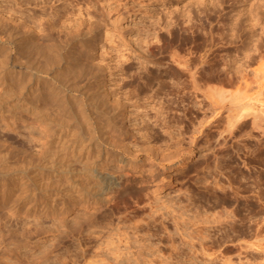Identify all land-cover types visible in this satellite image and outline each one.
<instances>
[{"label": "rangeland", "instance_id": "374dc122", "mask_svg": "<svg viewBox=\"0 0 264 264\" xmlns=\"http://www.w3.org/2000/svg\"><path fill=\"white\" fill-rule=\"evenodd\" d=\"M213 1L214 7L207 1L210 10L206 15L195 10L196 0H0L3 26L13 22L27 29V20H34L39 23L36 28L57 40L76 27L85 31L93 26L90 66L65 73L78 77L75 81L88 92V97L81 96L87 104L83 103L85 117L82 109L75 110L77 117L74 109L63 116L70 119L67 127L82 133L86 117L93 124H114L112 137L121 146L116 150L125 158V162H110L102 168L120 184L116 192L106 194L105 201L78 204L60 216L16 213L0 206V264H264V137L248 134V127L229 134L225 106L223 118L211 122L207 121L209 109L205 114L189 112L191 102L181 100L182 92L172 83L176 77L167 54L177 44L164 35L168 21H181L190 10L203 36L221 30L233 34L231 21L243 13L242 24L247 28L248 7L261 14L249 5L264 0ZM9 14L11 19H7ZM51 17L66 21L60 25ZM30 21L33 29L35 24ZM262 26L250 28H256L252 41L264 35ZM232 34L234 41L218 43L217 50L225 90L235 89L236 82L226 80L224 61L234 57L230 68L236 70L243 53L240 39ZM192 45L187 42L183 47L193 50ZM259 68L256 60L238 67L244 73L241 80L249 82ZM159 79L172 83L167 92H154ZM204 79V85H209L208 77ZM88 101L98 103L97 109ZM48 109H44L47 116L55 115L56 111ZM29 132L40 134L32 125L0 121V172L15 163L20 167L8 175L16 189L12 193L32 182L28 168L14 161V155L20 156L18 150L26 149L25 155L38 148ZM8 151L12 153L9 160L5 157ZM142 184L141 191L127 189H140ZM122 188L126 201L118 198Z\"/></svg>", "mask_w": 264, "mask_h": 264}, {"label": "bare ground", "instance_id": "6f19581e", "mask_svg": "<svg viewBox=\"0 0 264 264\" xmlns=\"http://www.w3.org/2000/svg\"><path fill=\"white\" fill-rule=\"evenodd\" d=\"M207 1L213 4L212 7L215 6L213 0ZM207 1L196 0L197 7H195V10H199V13L209 14L207 11L210 8ZM255 2L258 3V0ZM251 5L256 6V10L260 9L258 11L261 16L256 15L257 13H254L252 7L246 8L245 22L247 23L245 24L248 25V29L242 24L243 13L242 17L238 14L240 16V18L236 17L238 19L234 17V20L232 17L233 22L229 20L232 23L229 29L235 31L231 34L240 39L241 46L239 50L243 51L239 58L241 63L237 65L236 70L230 68L235 61L234 57L226 58L224 61V65L228 66L225 73L227 74L226 80L230 84L236 82V88L233 90L223 89L219 77L221 71L219 69L220 60L217 58V50L220 47L218 43H232L234 39L230 38L231 34L221 30L217 35L203 36L198 31L195 22L192 21L193 15L191 16L189 13L191 11L184 10L183 15L185 18L181 21H175V19L168 21L169 26H165L164 35L172 40L174 45L177 44L168 51L167 56L169 63L174 66L172 72L176 79L172 83L176 85L177 91L182 92L180 95L181 100L188 99L191 102V106L188 108L189 112L194 109L195 112L205 114L206 109H209L211 114L207 121L211 122L217 118L219 120L223 118L221 111L225 106L228 111L225 115V127L229 134L240 130L242 127H248V134H254L255 137H264V35L262 37L258 35V38L254 39L256 41H252L256 28H253L254 30L250 29L253 26L258 27L262 24V28H264V1L258 4L255 3V5L252 3L249 6ZM7 7L9 8V6ZM7 7L6 9H8ZM9 18H12L11 14L7 15V19ZM13 19L15 20V15ZM59 20L60 23L56 19L53 21L58 22L60 25L66 21L63 18L62 20L59 18ZM27 21L28 25L25 24L27 29H22L20 28L22 27L21 24H18L20 25L18 26L13 22V25L6 22L10 26L6 27L8 24L4 22L3 26V22L0 21V24H2L0 26V121H8V123L15 126L27 124L38 128L40 133L38 136H33L34 134L29 132L34 141L37 140L38 148L36 147L35 153L32 151V153H28L30 150L26 152L28 155H24L26 149H20L21 151L18 150L20 156L14 155V157H17L14 161L19 160L22 162V164L20 162V165L25 166L26 169L28 168L27 176L32 179L30 180L32 181L30 187H20L15 193H12L15 187H13L14 185L8 175L11 173L10 170L13 172L14 169L19 168L20 170L19 164L14 162L15 166L8 165L3 170L1 169L0 206L16 213L22 212L34 215L48 213L51 215L53 213L60 216L75 205L105 201L106 194L118 190L116 189L120 185L118 178L103 172L102 168L110 162H125V158L121 153L122 151L118 152L120 150H116L118 146H121L112 137L116 132L114 124H93L89 120L90 118L86 117L83 121L86 127L84 126L85 129L82 133L67 127L70 119L63 116L68 109H74L73 111L78 109V112L82 109L81 114L86 113L83 107L87 104L82 102V95L85 94L84 97H88V92H85L84 84L81 85L78 82L79 80L75 81L79 79L78 77L69 74L68 77L65 73L74 70L81 72L83 67L90 66V49H92L91 47L94 46L95 42L93 26L88 25L89 27L85 31H81L79 27H76L72 31L69 30V34H64L63 39L57 40L49 33L43 32L40 27V29L36 28L39 23L35 24L34 20L32 22L29 19ZM29 21L32 22V25L35 24L33 29H31L32 26H30ZM37 21L35 20V22ZM229 21L227 22L229 23ZM227 22L224 24L227 25ZM170 24L173 26L170 27ZM65 25H68V23ZM37 29L40 31L39 33H36ZM187 42L194 44L192 45L193 50L186 51L184 49L183 45ZM181 50L184 52H181ZM161 52L162 50H158V53ZM255 60L260 62V68L254 70L255 72L252 75L254 78H250L252 80H249V82L245 79L242 81L244 73L239 72L238 67ZM205 77L210 80V84L207 86L204 85ZM158 82L155 93L161 90L167 92L166 89L172 86V83L170 85L164 84L162 79H159ZM94 95L93 98L96 99ZM70 97H73L71 104L68 100ZM74 101L77 108L73 106ZM87 103H92V107L95 105L91 101ZM97 104L95 109H97ZM204 104L208 106L204 108ZM43 108H49L50 112L52 108L56 111L54 112L55 115L51 117V114H48L47 116L45 113L47 110L44 111ZM49 111L47 113H50ZM74 114L76 116L77 112ZM201 121L199 120V122ZM50 145H52V148H49ZM4 148H7V146ZM2 149L1 151H5ZM123 151L125 154L126 150ZM8 153L3 152L7 155L5 156L7 160L10 159L9 155L12 154ZM3 157L4 155H2ZM11 157L13 158V155ZM145 181L146 179H143L142 182ZM142 187L144 185L140 186V189L128 186L127 189L129 191H141ZM122 191H124L123 188L119 192L120 197L118 198L126 201V195H122Z\"/></svg>", "mask_w": 264, "mask_h": 264}]
</instances>
